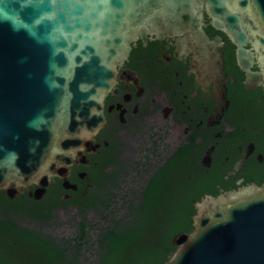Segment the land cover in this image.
<instances>
[{"label": "water", "instance_id": "water-1", "mask_svg": "<svg viewBox=\"0 0 264 264\" xmlns=\"http://www.w3.org/2000/svg\"><path fill=\"white\" fill-rule=\"evenodd\" d=\"M206 11L237 46L246 86L264 85V0H0V191L40 201L87 165L117 66L147 35L213 54ZM251 44L253 50H246ZM216 56V54H214ZM257 58L260 72H252ZM193 230L173 236L164 264H264V185L193 203Z\"/></svg>", "mask_w": 264, "mask_h": 264}, {"label": "flooded vegetation", "instance_id": "flooded-vegetation-1", "mask_svg": "<svg viewBox=\"0 0 264 264\" xmlns=\"http://www.w3.org/2000/svg\"><path fill=\"white\" fill-rule=\"evenodd\" d=\"M201 24L209 43L223 40L218 52L202 54L198 44L187 48L167 35H147L131 45L104 99L94 152L86 155L87 165L71 169L68 182L76 189L55 180L57 189L48 192L50 186L44 197L76 202L75 194L96 188V173L109 189L128 169L150 180L165 167L167 151L181 149L195 182L193 203L264 185V85L248 89L237 46L206 11ZM244 48L253 50L251 44ZM252 64L251 71L260 72L257 58Z\"/></svg>", "mask_w": 264, "mask_h": 264}, {"label": "trees", "instance_id": "trees-1", "mask_svg": "<svg viewBox=\"0 0 264 264\" xmlns=\"http://www.w3.org/2000/svg\"><path fill=\"white\" fill-rule=\"evenodd\" d=\"M185 155L167 151L161 172L150 180L132 175L124 193L115 192L118 183L104 188L97 173L96 188L75 194L76 202L35 201L28 191L10 200L0 191V264H164L176 250L173 236L193 230L198 197ZM56 189L52 183L48 192ZM60 208L74 209L75 223L56 237L49 228Z\"/></svg>", "mask_w": 264, "mask_h": 264}, {"label": "rangeland", "instance_id": "rangeland-1", "mask_svg": "<svg viewBox=\"0 0 264 264\" xmlns=\"http://www.w3.org/2000/svg\"><path fill=\"white\" fill-rule=\"evenodd\" d=\"M172 148V146L169 147V150H171ZM132 175L133 171L128 169L127 174L117 184L120 187V190H115V192L124 193L126 191V188H129L131 182L133 181ZM75 215L76 212L72 208L56 210L54 212L55 218L53 219V224L49 228V232L51 233V235H54L56 237H62L66 234H69L73 230V226L75 223Z\"/></svg>", "mask_w": 264, "mask_h": 264}]
</instances>
